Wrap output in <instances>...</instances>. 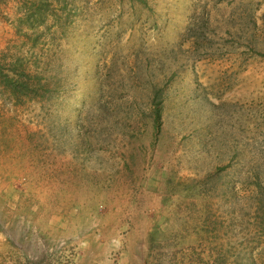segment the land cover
<instances>
[{
  "label": "rangeland",
  "instance_id": "1",
  "mask_svg": "<svg viewBox=\"0 0 264 264\" xmlns=\"http://www.w3.org/2000/svg\"><path fill=\"white\" fill-rule=\"evenodd\" d=\"M0 264H264V0H0Z\"/></svg>",
  "mask_w": 264,
  "mask_h": 264
},
{
  "label": "trees",
  "instance_id": "2",
  "mask_svg": "<svg viewBox=\"0 0 264 264\" xmlns=\"http://www.w3.org/2000/svg\"><path fill=\"white\" fill-rule=\"evenodd\" d=\"M6 78H7V82L10 84V86L13 87L14 89H16L17 82L14 79L13 80L12 79H8V76H6ZM155 122H156V126H157L158 130H160L161 129V123H162V113H161L160 110H158L156 112V120H155Z\"/></svg>",
  "mask_w": 264,
  "mask_h": 264
}]
</instances>
